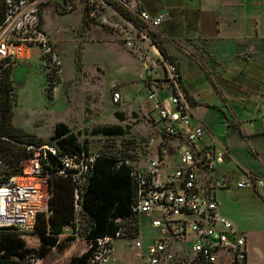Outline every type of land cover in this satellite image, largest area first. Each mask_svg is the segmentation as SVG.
Here are the masks:
<instances>
[{"label": "rangeland", "instance_id": "374dc122", "mask_svg": "<svg viewBox=\"0 0 264 264\" xmlns=\"http://www.w3.org/2000/svg\"><path fill=\"white\" fill-rule=\"evenodd\" d=\"M109 1L124 9L118 1ZM72 3L73 8L69 11L60 10L51 3L42 8V26L51 38L55 61H45L38 49L32 48L28 56L12 66L11 122L25 133L50 142L54 141V125L64 122L77 141L87 146L90 154L109 153L127 158L131 165L144 166L146 158L152 157L158 148L156 128L159 125L156 114L150 111L145 90L138 88L137 82L142 80L140 57L146 55L159 73V58L164 56L157 43L164 45V41L158 30L163 25L152 28L134 15L129 19L106 0H72ZM183 41L176 42L177 46L168 45L172 50L176 47L182 52L179 56L167 53L168 59L178 66L181 62L194 63L193 68L187 67L183 71V80L194 94L188 95V103L219 142L227 143L229 148L227 154L222 147V160H217L216 166L221 170H238L240 180L245 177L242 168L264 179V172H260L264 168L262 141L250 139L259 131L252 127V121L248 127L245 120L236 119L231 109L237 114V109L244 108L239 104L230 106L232 100L226 98L227 93L232 96L243 94L244 85L252 87L253 82L258 85L260 79H255L251 68L246 65L240 69H233L229 64L219 65L192 39ZM130 84L135 86L133 94L126 88ZM196 84L198 86L193 87ZM115 90L120 92L117 103L111 98ZM208 103H214L215 109L207 107L210 106ZM255 107L246 112L239 111L240 116L245 118L249 111H253L255 123H264V115L256 112ZM109 126H120L124 133L119 136L104 134L102 130ZM209 137L212 135L207 131L205 138ZM19 165L22 169L24 161ZM235 184L232 180L229 191H218L217 200L225 210L236 209L252 215L248 227L256 231L257 240L264 244V185L233 189ZM79 222L82 228L85 219L80 216ZM123 225L125 233L134 228L127 222ZM71 229L66 226L59 235V244L44 257L36 258L34 264H68L71 256L83 253L89 242L82 236L83 231ZM141 229L143 241H147L151 233L156 234L147 220ZM19 234L26 246L38 247L39 237L33 230ZM125 237L128 236L113 240L108 259L102 264H130L134 261V239ZM258 264H264V259Z\"/></svg>", "mask_w": 264, "mask_h": 264}, {"label": "built area", "instance_id": "2783aa9c", "mask_svg": "<svg viewBox=\"0 0 264 264\" xmlns=\"http://www.w3.org/2000/svg\"><path fill=\"white\" fill-rule=\"evenodd\" d=\"M116 1L149 27H157L165 18L162 13L149 14L140 0ZM49 3L64 11L73 8L72 0H2L0 89L6 72L17 60L28 56L32 48H37L45 61H55L51 38L42 26V8ZM140 58L141 81L146 87L150 111L157 116L159 140L155 154L146 158L144 166L134 165L129 173L134 185L131 210L136 218L137 233L134 234V228L125 233L123 223L129 225L131 218L114 219L117 230L113 235L92 240L95 249L88 264L105 262L112 250L111 243L123 235L134 239V261L130 264H245L248 258L246 239L230 219L219 213L215 197L216 190L230 188L226 179L215 175L222 153L210 145H200L205 130L200 123H192L191 107L177 66L160 57V73H156L146 55ZM161 83L171 89L166 97L161 95ZM111 98L117 103L120 92L115 90ZM259 111L264 114V101ZM0 140L8 139L0 136ZM10 142L24 147L27 157L22 160L24 167L20 173L0 174V229L33 230L38 215L50 213L48 202L55 176H69L76 183L74 208L80 209V191L94 155H86L83 151L62 154L50 142ZM263 185L264 179L254 176L237 180L235 184L237 188ZM145 220L156 231L147 242L140 234ZM27 260L34 263L36 257L32 254Z\"/></svg>", "mask_w": 264, "mask_h": 264}, {"label": "trees", "instance_id": "16d2710c", "mask_svg": "<svg viewBox=\"0 0 264 264\" xmlns=\"http://www.w3.org/2000/svg\"><path fill=\"white\" fill-rule=\"evenodd\" d=\"M106 1L116 5L115 7L125 17L132 19L131 13L113 1ZM3 20L4 6L0 0V24ZM157 47L164 59L171 62L163 46L157 43ZM52 70L54 69L52 68ZM10 75L11 69L6 72L4 83L0 89V136L8 139L0 140V160L3 162L0 165V174L8 175L20 173L19 163L27 157L25 148L12 144L10 140L26 144L50 142L27 134L12 124L13 85ZM152 124L155 125L154 122ZM102 131L104 134L112 136L124 133L120 126H109ZM52 138L54 141L50 143L54 144L62 154L81 151L86 155L90 154L87 146L77 141L75 134L64 122L54 125ZM133 166L127 162V158H119L109 153L95 154L80 191V209L78 211L74 208L76 183L69 176L53 177L51 181L52 195L48 202L50 213L48 215L39 214L33 228V232L39 237L38 247L26 246L16 228H1L0 264H34L27 260V256L34 254L36 258L44 257L52 247L59 244V235L66 226H70L72 231L79 229L83 231L84 235L82 236L89 242L88 248L80 255L71 256L68 264H88V259L95 249V244H91L92 240L107 234L113 235L117 230V224L114 222L116 218H131L129 225L134 226L136 229L134 234L137 233L136 218L131 210L134 200V185L129 173ZM80 216L85 219L82 228H80Z\"/></svg>", "mask_w": 264, "mask_h": 264}, {"label": "crops", "instance_id": "0c3cea01", "mask_svg": "<svg viewBox=\"0 0 264 264\" xmlns=\"http://www.w3.org/2000/svg\"><path fill=\"white\" fill-rule=\"evenodd\" d=\"M140 1L142 8L149 14L154 16L162 13L165 15L164 20L160 24L163 25L162 29L157 30L160 33V37H162L164 41V45L162 46L166 53H168L170 56H179L182 52L176 47H174L172 50V48L168 46L169 44L177 46L176 42L183 43V40L192 39L197 45H200L199 47L201 49L206 50L205 53L210 54L214 61H216L215 63L219 65L229 64L233 69L238 67L240 69V66L243 65L251 68L254 78L260 79L258 85L254 82L252 87L244 85V93L237 94L236 96H232V94L227 92L225 93H227L226 98L232 100V102L229 103L230 106L233 104H239L243 106L244 109H237V114H235L230 108L231 113L236 119L240 121L245 120L244 123H246L248 127H250L248 123L252 121V127H255V129H257L259 132L251 136L250 139H261L262 145L264 147V123H255L257 120L253 118V111H249L250 113L246 115H251L252 117L245 116V118H242L239 114V111L246 112V110H252V108L257 106L255 107L256 112L258 110L259 114L262 116L264 115L259 111V105L264 101V0ZM171 63L175 64L180 71L183 90L188 102V97L194 94H191L190 90L192 89H188L183 80V71H185V68L187 67L191 68L194 63L187 65L184 62H181L180 66L172 61ZM194 71L198 72L196 68H194ZM158 72L160 73V70H158ZM137 84L138 88L145 90L146 96V87L144 86L143 82L139 80ZM161 85V95L166 97L171 92V89L166 83H161ZM197 86L198 85L196 84L193 87ZM126 88L128 92L131 89L132 94L135 93V86L130 84L129 86L126 85ZM241 89L243 90V86ZM252 97L254 99H252ZM208 104L210 106L207 107L214 108L215 106L214 103ZM189 106L191 107L192 123H200L205 130L200 145H210L218 152H222V147H224L228 151L224 153L229 154L227 143L219 142L209 126H207L200 116L194 112V108L190 104ZM195 106L198 107L197 105ZM242 129L245 130L244 128ZM207 131L212 135V137H209V139L205 138ZM222 170L217 167L215 170V175L219 178L226 179L230 184V188L216 190V199L218 191L224 190L227 192L232 188V180H235V182L240 180L238 179L240 177L238 170L234 168ZM241 171L243 176H245L244 179L248 176H258L246 168H242ZM260 172H264V168H262ZM234 188H236V186L233 187V189ZM218 204L219 213L230 219L238 233L242 234L246 239L248 258L245 264H258L259 260L264 259V244L257 240V236L255 234L256 231L248 227L249 221H251L250 219L253 216L242 214L241 211H237L236 209L234 211H231L230 209L225 210L221 208L219 201ZM254 222H256V218H254ZM245 225L248 228H246ZM140 234L142 235L141 237L144 238L142 229ZM151 235L152 233L150 236ZM130 237L128 236L125 238L130 239Z\"/></svg>", "mask_w": 264, "mask_h": 264}]
</instances>
